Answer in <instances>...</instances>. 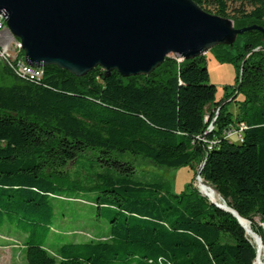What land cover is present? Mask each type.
<instances>
[{
	"label": "trees",
	"instance_id": "16d2710c",
	"mask_svg": "<svg viewBox=\"0 0 264 264\" xmlns=\"http://www.w3.org/2000/svg\"><path fill=\"white\" fill-rule=\"evenodd\" d=\"M194 1L237 28L264 26V0ZM262 46L258 30L231 48L215 46L237 68L220 100L204 54L170 56L129 77L115 70L106 77L99 66L77 77L48 65L31 79L0 64V244L21 239L27 264H254L257 243L233 214L191 183L173 193L140 179L130 158L201 167L202 180L249 221L264 251V50H254ZM237 122L241 140L225 138ZM85 165L89 189L70 177ZM79 200L86 203L76 209Z\"/></svg>",
	"mask_w": 264,
	"mask_h": 264
},
{
	"label": "water",
	"instance_id": "95a60500",
	"mask_svg": "<svg viewBox=\"0 0 264 264\" xmlns=\"http://www.w3.org/2000/svg\"><path fill=\"white\" fill-rule=\"evenodd\" d=\"M0 14L19 39L27 64L54 65L77 77L98 66L106 77L114 70L123 77L148 75L173 54L188 60L217 45L231 48L238 35L251 30L260 31L264 43V26L237 28L194 0H0ZM259 49L264 46L254 50ZM241 82L242 69L233 96ZM200 172L201 167L198 181ZM208 199L233 214L248 233L246 219L224 201Z\"/></svg>",
	"mask_w": 264,
	"mask_h": 264
},
{
	"label": "rangeland",
	"instance_id": "374dc122",
	"mask_svg": "<svg viewBox=\"0 0 264 264\" xmlns=\"http://www.w3.org/2000/svg\"><path fill=\"white\" fill-rule=\"evenodd\" d=\"M226 49L224 48V51ZM227 51V50H226ZM219 52H223L220 47H213L210 50L205 52V58L207 61V70L209 73V79L212 84L217 88L216 99L220 100L224 97L226 93V87L230 88L236 84L237 81V68L232 61L229 60H220L217 57ZM228 52V51H227ZM171 57H176L181 59L178 55L173 54ZM226 110L230 111L233 115L237 113V107L234 103H226ZM238 122L233 127H238ZM132 162L137 168V176L144 180H159L169 185V189L173 193H179L182 190H185L188 185L191 183L192 186L202 195L208 198L205 194L200 191L198 186V179L196 178V172L193 167L189 164L182 165L177 168H168L157 166L153 162L143 157H131ZM71 179L75 180L78 185L83 189H89L93 185L94 177L91 172L88 171L87 166H78L75 169L70 171ZM212 187V186H211ZM213 188V187H212ZM214 189V188H213ZM215 190V189H214ZM219 201L218 203L225 204L223 202V197L220 193L215 190ZM87 192V191H86ZM87 194V193H86ZM93 195V194H90ZM78 200V199H77ZM216 202V201H215ZM74 208L83 207L82 204L86 203L85 201H77ZM59 224L64 225L65 228H73L74 223L70 222V217H61ZM257 222L259 220L255 219ZM260 224V222H259ZM250 225V223H249ZM77 226V225H75ZM251 228V226H250ZM3 229L0 228V231ZM4 231V230H3ZM248 231V235L252 238L253 236ZM250 233V234H249ZM255 238V237H254ZM13 241H10L9 244H0V264H27L24 259V248L21 245V239L16 240L14 237ZM253 239V238H252ZM254 240V239H253ZM263 262H264V253H263Z\"/></svg>",
	"mask_w": 264,
	"mask_h": 264
},
{
	"label": "built area",
	"instance_id": "2783aa9c",
	"mask_svg": "<svg viewBox=\"0 0 264 264\" xmlns=\"http://www.w3.org/2000/svg\"><path fill=\"white\" fill-rule=\"evenodd\" d=\"M0 64L7 65L16 74L31 79H40L44 74L43 68L34 67L25 62L20 41L7 29L2 14H0ZM216 116L217 112L213 117L214 120ZM238 124V127L225 129L222 133L224 137L236 136L241 140L240 132L245 126L243 123ZM212 129L213 124L210 123L207 131L210 132Z\"/></svg>",
	"mask_w": 264,
	"mask_h": 264
},
{
	"label": "bare ground",
	"instance_id": "6f19581e",
	"mask_svg": "<svg viewBox=\"0 0 264 264\" xmlns=\"http://www.w3.org/2000/svg\"><path fill=\"white\" fill-rule=\"evenodd\" d=\"M198 186L200 188V191L203 194H205L206 196H208L211 200L216 201V202H220L216 191L210 185L205 183L203 180H200V181H198ZM243 223L247 226L248 230H251L248 221L244 220ZM250 233L253 236V238L255 237L254 240L256 241L257 246H258L257 247V253H256L257 258L255 257L256 260H255L254 264H264V262H263V253H264L263 246L257 242V237L251 231H250Z\"/></svg>",
	"mask_w": 264,
	"mask_h": 264
}]
</instances>
